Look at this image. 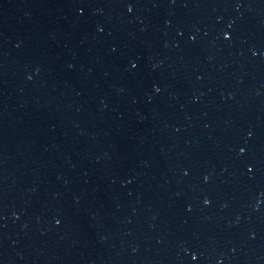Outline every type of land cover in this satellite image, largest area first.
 <instances>
[{
  "label": "water",
  "instance_id": "95a60500",
  "mask_svg": "<svg viewBox=\"0 0 264 264\" xmlns=\"http://www.w3.org/2000/svg\"><path fill=\"white\" fill-rule=\"evenodd\" d=\"M0 264H264V0H0Z\"/></svg>",
  "mask_w": 264,
  "mask_h": 264
},
{
  "label": "snow or ice",
  "instance_id": "6c2138e0",
  "mask_svg": "<svg viewBox=\"0 0 264 264\" xmlns=\"http://www.w3.org/2000/svg\"><path fill=\"white\" fill-rule=\"evenodd\" d=\"M132 10H133V5L130 3V4L128 5V11L131 12ZM225 37H226V38L228 37V33H225ZM249 135H251V133H249ZM239 151H240V153H244V152H245V148L241 147V148L239 149ZM248 171H252V169L249 168ZM186 174H187V173H186ZM205 179H207V177H205ZM204 203H205V204H208V203H210V201L206 199V200L204 201ZM57 223H59V221H57ZM191 259H192L193 261H196V260H198V256L194 254V255H192Z\"/></svg>",
  "mask_w": 264,
  "mask_h": 264
}]
</instances>
